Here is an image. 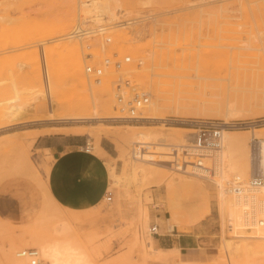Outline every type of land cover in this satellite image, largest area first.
Listing matches in <instances>:
<instances>
[{"label":"rangeland","instance_id":"374dc122","mask_svg":"<svg viewBox=\"0 0 264 264\" xmlns=\"http://www.w3.org/2000/svg\"><path fill=\"white\" fill-rule=\"evenodd\" d=\"M79 1L0 0L4 2L0 16L8 19L0 21V264H10L4 252L14 239L32 244L34 234L51 232L62 222L70 227L68 237L82 245L94 264H264V252L244 254L247 248L260 252L256 245L264 241L227 232L222 218L226 208L221 204L222 196L230 197L225 188L160 159L167 154H155L160 155L157 164L143 163L145 172L134 175L121 153L123 143L114 135L137 128L146 135L168 138L164 142L169 144H177L176 136L183 134L192 141L190 125L166 120L178 118L235 124L226 130L248 132L247 151L253 126L262 130L257 136L264 139V0H131L123 3L124 11L117 10L114 0H90L108 5L94 13H87L84 6L89 0H81L82 5ZM80 10L90 16L104 13L102 23L112 25L113 43L103 49L101 39L90 41L96 63L104 53L122 48L130 49L124 53L136 60L145 57L139 67L129 68H143L130 77L151 91V102L160 99L156 113L164 115V120L151 119L147 110L144 114L149 120L145 122L106 120V116L119 114L113 91L118 74L108 75L94 92L84 74L88 61L82 55V43L63 39L69 36ZM109 11L131 23L112 21ZM64 17L71 22L61 26L59 19ZM42 47L48 50L44 65ZM65 47L76 49L81 59V90L74 86L72 55L61 53ZM94 94L107 106L98 114L92 107ZM81 98H86L88 108L70 109ZM71 116L88 119L74 121L68 119ZM52 133L82 135L94 149L86 153L81 148L65 165L53 164L51 152L41 149L38 142L39 137ZM135 145L126 147L131 160H135ZM174 152L170 156L175 157ZM89 176L95 183L106 181L103 187L113 192L111 202L105 200V193L85 205L71 206L58 199L75 185L92 188ZM229 177L236 176L225 175ZM140 211L147 212V227ZM171 223L176 232L195 233L201 242L187 248H162L157 238L169 237L174 228ZM154 224L159 225L157 235L149 231ZM150 235L158 251L150 246ZM227 241L238 253L226 250Z\"/></svg>","mask_w":264,"mask_h":264},{"label":"built area","instance_id":"2783aa9c","mask_svg":"<svg viewBox=\"0 0 264 264\" xmlns=\"http://www.w3.org/2000/svg\"><path fill=\"white\" fill-rule=\"evenodd\" d=\"M89 2V1H85ZM81 5L84 1H79ZM80 7H83L81 6ZM94 17L86 14L84 11L79 12L77 22L68 34L82 43V55L84 60V74L91 87L102 86L108 75L114 73L118 77L113 81V91L116 100L115 109L118 111L117 116H113L106 120L111 122H145L149 120L145 117V109L150 105L152 93L150 90L141 87L132 79V77L124 75L123 72L131 67H139L140 59H134L132 54H121L118 50L110 53H104L100 62L96 63L95 53L91 40L101 39L102 48L113 43V38L109 31L112 25H104L96 23ZM124 20V19H122ZM130 20L122 21L121 23ZM109 33V34H108ZM86 43V46L83 45ZM42 64L45 63V51L42 47ZM167 121L173 123H182L190 125L193 129V139L190 145H183L176 150L175 159L176 167L186 174L197 175L198 169H205L206 175L203 177L217 184L215 181V171L212 167L206 165L207 159L221 160V152L224 146V130L231 129L233 126L226 125L222 121L214 119H192L182 120L178 118H168ZM251 153V171L247 179L238 177H229L225 179V187L227 193L237 202L241 208L243 218L249 223H263L264 197L257 194L256 190L264 187V139L253 137L249 142ZM86 150L93 148L92 142H86ZM146 151L144 144L137 143L135 145V155L141 156ZM105 200L111 202L113 200V192L107 191ZM153 235L159 234V225L154 224L150 228ZM18 256L27 259V264H44L41 251L37 247H24L18 251Z\"/></svg>","mask_w":264,"mask_h":264},{"label":"bare ground","instance_id":"6f19581e","mask_svg":"<svg viewBox=\"0 0 264 264\" xmlns=\"http://www.w3.org/2000/svg\"><path fill=\"white\" fill-rule=\"evenodd\" d=\"M114 1L117 3V7H116V8H118L117 10L124 11L125 9L123 8V3L129 2L131 0H114ZM4 2H0V4L2 5ZM101 5L105 6V4H100V3L94 2V1L91 3L90 0L88 3L84 4V6L87 7V9H88L87 13H92V12L94 13L96 11V9L98 7H100ZM101 7L104 9L103 6H101ZM105 7H108V5H106ZM103 9H102V11H104ZM114 12L109 11V14L112 13L110 16L111 20L112 21L117 20L116 21L117 23L122 22L123 20L118 19L116 16V13H114ZM103 14L104 13L101 14L100 12L95 13V15L92 14L93 16L92 15L91 16L94 17V19L91 21H94L96 23H102V21L104 20ZM5 19H6L5 16H0L1 22L5 23L4 22ZM6 20H8V19H6ZM59 20L61 22L60 23L61 26L68 25L71 22V19L69 17H67V18L64 17V18H61ZM130 23L131 22H126V23L120 24V25H127ZM136 34H137L136 36L139 37L141 35V32H138ZM63 39H71V38L68 36V37H64ZM261 39H263V38L261 37ZM129 50L130 49H128V48H124V49L122 48L119 52L122 54L124 52H129ZM44 51H48V50H44ZM67 52H69L72 55L71 57H69V59L71 61V74L75 77L74 78L75 79L74 80L75 81L74 86H75V88H78L81 90V89H83V86H84V78H83V74H82L83 70H82L81 59L79 58V56L77 54H75L76 49H66V47H65L61 51V53H67ZM131 52L135 56H137L136 50H133V51L131 50ZM46 59H48V58L46 57ZM142 59H145V57L141 58V61H142ZM141 70H143L142 67L133 68V69L126 70L124 73L126 75L130 76V74L137 72V71H141ZM91 87L94 89L93 90L94 92L100 88V86H96V87L94 86L93 87V85H91ZM105 104H106L105 101L102 100V98L100 96L95 95L93 97V105H92L94 113L98 114L100 110H102L104 107H107V106H105ZM160 107H161L160 99L157 97L150 103V105L145 110L150 111L152 113L151 119L154 118V119L164 120L165 119L164 115H160V114L156 113ZM86 108H88L86 98H81L76 105L70 107V109L77 110V111H82ZM110 116H106L105 118H110ZM145 117H146V115H145ZM68 119H73V120L74 119H76V120L80 119V120H82V119H88V117L71 116ZM82 121H84V120H82ZM226 125H230L233 127L236 126L235 124H226ZM261 132H262V130L257 129L253 126L252 130H251V136H252L251 138H253V137L259 138L257 135H260ZM224 133H225L224 134V146H223V149L221 152V160L207 159L206 165L208 167H212L214 169L215 175H216L214 179L217 183V186L221 190H222V188L223 189L225 188L224 192L227 193L225 183H224L225 175H232V173H233L238 178H243V177L249 176L250 171H251V163H252L251 159L252 158H251V153H250L249 142H248V151H247V145H246V136H247L248 132L247 133H241L238 131H231V130L225 129ZM96 134H97L96 136H98V137L101 135V133H96ZM114 135L117 138H119L120 142L123 143V148L121 149V153L125 159L126 166L130 167L133 170V172L135 173L134 175H136V174L139 175L140 172H142L141 173V175H142L145 172L146 169L143 167V163H153V164L156 163L155 161L157 160V157H159L160 155H155V154H167L168 156L161 155L160 159H165L166 161H175V159L177 157H173L170 155L171 154L173 155V153H175L174 150L177 147H181L183 145H186V143L189 141V138L183 134V135H177L176 136V139L178 141L177 144L176 143L175 144H169V143L164 142L168 138H165L163 136H157V135L152 136V134L146 135L145 132H141L137 128H132L129 131L114 133ZM250 139H249V141H250ZM225 141L227 142V145H226ZM137 143L144 144L146 151L143 152V154H141V156H134L133 155L135 160H131V158H129L127 155L128 153H127L126 147L128 144L134 145ZM190 143H191V140H190V142H188V144L190 145ZM152 144H154V146H152ZM178 144H179V146H178ZM173 145H176V146H175L174 150L171 151L170 146L174 147ZM133 147L135 149V146H133ZM152 147H154V148L152 149ZM98 148L103 153H106L101 145H98ZM225 148H226V150H225ZM82 149L86 153H91L92 150L94 149V147L90 151L85 150V148H82ZM224 151L227 153V154L225 153L226 156L224 155ZM173 164L170 165V167L176 166V165L173 166ZM113 167L109 168V172H110L112 177L116 176L115 168H113ZM198 170L199 171H198L196 176L203 178L206 175L205 174L206 170L205 169H198ZM146 177H148V176L144 174V178H146ZM256 191H257L256 192L257 194L263 195V197H264V187L262 189L256 190ZM235 203L231 200V196L230 197H223V196L221 197L222 207L226 208L225 212L223 211V214H222L223 217L222 218H223V223H224V226L226 227V230L228 229L227 232L230 230L233 233L239 234V236L243 235V236H248L249 238H253V239H256L259 241H264V222L259 223V224L246 222L243 218V214H242L243 211L241 212L240 206L237 204V202H235ZM143 211H140V214L141 215L144 214V216H145L144 222H145L146 227H147V224H148L147 212L143 213ZM262 211H263V218H264V209ZM170 225H171V227H174L173 223H171ZM69 230H70V227L68 226V224L62 222V223L56 224V226H54V228L51 232H48V233L41 232L38 234H34L33 235L34 243H32V244H26L20 238H16L11 242V244L9 245L7 250L4 252V256L10 264H27L28 263L27 259L18 256V251L16 249L19 247L24 248V247L37 246V248L41 251L42 258L44 259V264H94L91 261V259L88 257V255L85 253L82 245H80L77 241H74L68 237ZM231 232H229V233H231ZM149 240H150L149 244L152 247L153 238L151 235L149 237ZM143 243H144V241H143ZM245 246L248 247V246H250V244H246ZM226 248H227L226 250L227 251L230 250V253H232V254L238 253V248L233 249L232 244L228 241L226 242ZM258 248L261 249L260 252L257 250L250 251L247 248V249H245L244 254L246 255V257H249L252 254L258 255V254L264 252V244L256 245L255 249H258ZM152 249H154V248L152 247ZM155 251H158V250L156 249Z\"/></svg>","mask_w":264,"mask_h":264},{"label":"crops","instance_id":"0c3cea01","mask_svg":"<svg viewBox=\"0 0 264 264\" xmlns=\"http://www.w3.org/2000/svg\"><path fill=\"white\" fill-rule=\"evenodd\" d=\"M87 141L88 140L85 139L82 135L67 133H52L38 138V142H41L40 148L47 149L51 152L53 157V164L59 162L63 165H65V162L68 158H71V156H73L72 153H78V151L83 148ZM101 145L106 149L103 144ZM93 178L94 177L91 176L87 177V179H90L92 181V188L88 189L87 186H83L86 187V189L84 190L81 189L80 185H75L71 191L66 192L64 197H58V199H60L62 203L71 206L95 203L104 195V193L106 195L108 186L106 185L103 187L106 181H104L103 184L101 182L95 183ZM101 185V192H98ZM98 195L99 198H97ZM168 236V238H157V243L161 245L162 248L169 247L166 249H173L174 246L187 248L195 246L201 242L199 235L195 233L176 232L175 227L173 228V232L169 233Z\"/></svg>","mask_w":264,"mask_h":264}]
</instances>
